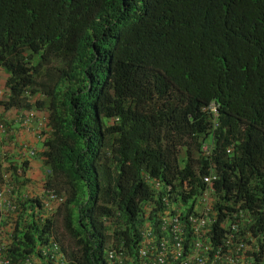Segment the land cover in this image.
<instances>
[{
  "label": "trees",
  "instance_id": "obj_1",
  "mask_svg": "<svg viewBox=\"0 0 264 264\" xmlns=\"http://www.w3.org/2000/svg\"><path fill=\"white\" fill-rule=\"evenodd\" d=\"M0 67L5 107L37 110L47 186L66 192L54 215L70 263H100L104 216L132 223L117 237L135 246L144 173L173 183L184 206L200 193L213 100L217 190L264 202V0H0ZM31 200L13 259L39 255L57 223L55 210L41 223Z\"/></svg>",
  "mask_w": 264,
  "mask_h": 264
},
{
  "label": "clouds",
  "instance_id": "obj_2",
  "mask_svg": "<svg viewBox=\"0 0 264 264\" xmlns=\"http://www.w3.org/2000/svg\"><path fill=\"white\" fill-rule=\"evenodd\" d=\"M1 71L5 74L6 83L8 73L2 67H0V72ZM7 90L8 89L5 87L4 90L0 88V98L5 97L4 107L5 102L8 101L10 96V92ZM37 91H39V87L34 86L30 92H26L28 101L35 98L36 95L33 93H37ZM12 108H14V106ZM23 109L26 110L14 113L9 119L0 115V213H3L1 229L9 240L8 257L13 264H24L27 260H30L32 264H41V261L44 260H47L49 264H72L67 258H64L63 254V247L67 244L65 243L64 229L60 224L63 223L62 216L55 218L56 216L54 215L57 210L56 206L66 201V192L61 191L60 195L53 186H47V176L51 175L52 171L45 165L43 158L39 155L41 145L40 142H38V137L35 131L37 110L35 108ZM202 111L207 114L209 121L211 122V133L210 138L202 143V153L205 160L209 162V166L202 175L197 170V176L202 180L203 185L200 193H198V195H193L184 206L182 201L179 203L175 198L173 183L163 184L152 174L144 173L143 175L146 183L151 188L152 192L140 202L141 214L139 222L133 225L134 227H137V237L135 243H133L135 246L131 247V243L126 239H120L117 237L120 229L125 230L132 225V223L127 224L121 222V227L119 220L116 222L113 221L116 216H104L103 223L104 225H107L106 234L109 240L104 248L103 257L100 259V263L97 264H117L116 262L114 263V260L110 257L111 249H115L116 252L122 253V264H144L145 259L140 255L139 245L142 241V230L144 229L146 220H148V222L154 227L160 224V218L162 220V218L167 215H178L180 222L187 231L191 225L189 221L191 215H198L207 207H209L210 213L221 211L222 208L231 209L232 211L235 208L233 206L237 205L238 210H242L245 216L237 220L238 231L235 233V237H255V246L258 249V253L256 254V264L264 260V224L263 227L259 225V221H261L260 218L264 217V202H261L256 198H251L250 200H247L246 197L238 198L236 196L234 198L233 194H230V197L227 200V197H225V189H222L221 191L217 190L216 182L220 176L214 163L211 161V148L214 144L215 132L218 130L221 123L222 112L220 104L215 100L210 101L203 106ZM4 121L8 122V129L5 127ZM24 134L27 137H24ZM205 146L208 147V150H204ZM232 151L233 147L229 146L227 148V153L230 154ZM184 152L185 151H183L182 154H184ZM37 160L41 161L40 168L42 169V175L37 171L36 174L40 176L39 180L43 178L42 183H40L42 188L38 193H31V186L27 185L30 182L29 176L33 177V174L29 175V170L34 164V161ZM184 162L185 161H183V163ZM206 177H212L210 183L205 180ZM15 180L17 181L15 182ZM206 191L209 192V204H205L203 201ZM164 197L169 199V204H166L163 201ZM32 198H35L38 201L41 200L42 206H38L40 212L39 220L41 223H46L49 215L54 210L52 219L53 221L57 220V223H50L47 231H45L44 237L47 238V243L39 247V255L13 259L10 253L12 249V240L14 237L20 239L22 234V232L16 231V226H19L20 230L24 227L22 225H16L15 221L24 217L23 204L26 201H28V204L36 202L32 201ZM147 208H149V213L146 218ZM222 217L223 214H220L218 219H216L212 225L213 240L215 244H218L221 237L228 233V229H220ZM35 219H38L37 216ZM27 227L32 228L31 225ZM130 227L133 228L132 226Z\"/></svg>",
  "mask_w": 264,
  "mask_h": 264
},
{
  "label": "built area",
  "instance_id": "obj_3",
  "mask_svg": "<svg viewBox=\"0 0 264 264\" xmlns=\"http://www.w3.org/2000/svg\"><path fill=\"white\" fill-rule=\"evenodd\" d=\"M204 150H208L205 146ZM210 183L212 177H206ZM163 201L169 204V199ZM203 201L209 204V192L206 191ZM1 207V205H0ZM232 211L222 208L221 211L209 212V207L198 215H191L189 230L186 231L178 215L164 216L158 226H152L145 221L142 230V241L139 251L144 264H256L258 249L255 237H235L238 231L237 220L245 214L238 210V205ZM149 208L146 210L148 217ZM223 214L220 229H228L218 244L213 240L212 225ZM3 213H0V264H13L8 257L9 240L1 229ZM189 234V235H188ZM114 263L122 264V253L110 250ZM24 264H32L27 260ZM264 264V260L257 263Z\"/></svg>",
  "mask_w": 264,
  "mask_h": 264
},
{
  "label": "rangeland",
  "instance_id": "obj_4",
  "mask_svg": "<svg viewBox=\"0 0 264 264\" xmlns=\"http://www.w3.org/2000/svg\"><path fill=\"white\" fill-rule=\"evenodd\" d=\"M4 87H5V74L3 71L0 72V88L2 90H4ZM4 100H5V97L3 98H0V115L3 116L4 118H7L9 119L12 115H14V113H18L19 111H24L26 109H21V108H18L16 106H14V108L12 109H6L4 107ZM15 164V163H13ZM41 166V161L37 160V161H34V164L32 165L31 169L29 170V175L33 174V177L29 176L30 178V182L28 183L27 186H31L30 188V191L31 193H38L40 192L41 188H42V185H40V183H42V179L39 180L40 176L36 174V171L42 175V169L40 168ZM42 177V176H41ZM34 180V181H33ZM39 182V183H38ZM67 244V242H66Z\"/></svg>",
  "mask_w": 264,
  "mask_h": 264
},
{
  "label": "crops",
  "instance_id": "obj_5",
  "mask_svg": "<svg viewBox=\"0 0 264 264\" xmlns=\"http://www.w3.org/2000/svg\"><path fill=\"white\" fill-rule=\"evenodd\" d=\"M23 136H24V137H27L25 134H24ZM23 136H22V137H23Z\"/></svg>",
  "mask_w": 264,
  "mask_h": 264
}]
</instances>
